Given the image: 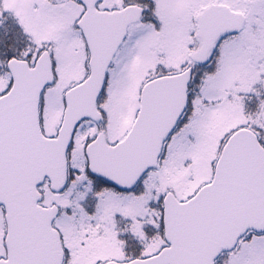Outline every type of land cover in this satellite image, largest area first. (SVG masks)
I'll return each mask as SVG.
<instances>
[{"label": "snow or ice", "instance_id": "1", "mask_svg": "<svg viewBox=\"0 0 264 264\" xmlns=\"http://www.w3.org/2000/svg\"><path fill=\"white\" fill-rule=\"evenodd\" d=\"M0 264H264V0H0Z\"/></svg>", "mask_w": 264, "mask_h": 264}]
</instances>
